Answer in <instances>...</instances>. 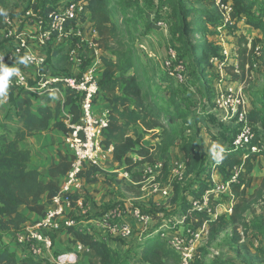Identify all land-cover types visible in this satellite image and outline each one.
<instances>
[{"label":"trees","instance_id":"1","mask_svg":"<svg viewBox=\"0 0 264 264\" xmlns=\"http://www.w3.org/2000/svg\"><path fill=\"white\" fill-rule=\"evenodd\" d=\"M49 1H42L43 11H39L41 14L48 15L55 11ZM66 1L84 6L88 16H84L83 20L91 22L95 27L98 34L95 43L103 52L101 94L110 104L109 124L103 133L105 137L102 141L103 150L113 148V162L125 168L132 177L133 186L137 185L141 189L143 184L141 177L145 174L134 170L139 166H154L159 163H162L164 169L163 162L171 164L170 149L176 146L177 139L181 137L187 141L183 146L187 159L185 175L199 177L205 173L206 181L197 180L196 183L194 180L191 181V185L196 184L197 188L191 186L189 192H185L188 194L185 200L181 196L183 201L179 205V215L196 229L204 224H207L208 231L220 226L239 225L243 213L250 208L259 192L264 190L263 180L257 191L251 194L248 192L254 182L255 163L264 156L262 133L257 134L255 131V126L261 127L264 131V80L262 88L254 94L252 108L248 109L245 116V120L251 124L255 132L251 145L257 146L258 152L249 149L239 150L232 144L221 145L224 148L221 154L223 159L219 164L212 160V166L207 169L204 140L198 136L200 135L198 126L201 124L205 128L206 120L202 115L196 113L193 116L192 112L185 110L182 107L183 101L176 100L170 95L164 96V92L161 94L163 98L160 99L151 91L150 85L154 80L148 77L147 69L139 58L135 40L129 34L131 27L139 25L140 18L146 19L149 30L162 29L159 14L162 11L168 12L172 17V26L176 41L180 44L182 58L190 61L195 69L192 78L203 81L207 96L205 106H209L213 104L214 99L209 90L210 85L205 83L213 78L210 76L214 67L212 60L218 58V50L208 43H196V36L202 32L205 25L218 27L225 17L228 23L233 24L246 19L251 28L264 34V0H229V11L225 14L222 13L217 0H199L198 5L191 8L187 7L185 0H144L145 6L138 15L132 14L133 10L125 5L127 2H133L132 8H136L139 6L136 0ZM250 15L252 16L249 17ZM262 42H264L262 38L258 37L251 42L245 36L240 37L237 65L226 66V70L233 74L235 80H243L247 73L251 74L254 69L253 56L259 50L260 44V51L264 53ZM52 55H60L64 60L69 58L68 54H64L60 49L54 51ZM12 93L9 100L16 106L23 128L13 130L0 120V264H50L47 260H36L26 253L18 260L5 239H9L13 233L20 232L27 223V218L20 213V208L26 207L43 217L46 206L42 204L43 197L47 195L49 203L59 192L56 183H44L40 173L30 168L32 155L29 151L20 149L19 143L39 132L58 129L67 134L69 129L65 122L59 119L58 112L54 113L50 108H38L37 113H34L27 92L18 97H14ZM66 105L70 107L72 114L71 123H76L81 113L80 98L74 92L68 91ZM237 128L239 133V126ZM194 129L195 134L186 139L184 133ZM157 130H160L161 134L157 133ZM150 132L154 133V140L159 141L145 145L144 138ZM160 160L163 162H158ZM70 166V162L67 165L60 163L52 167L50 173L52 176L67 175ZM235 170L238 171L237 182L230 184V197L223 194L218 200L215 199L214 183L208 184V181H211L213 174L218 171L223 183L227 182ZM100 171L99 166H88L81 177L92 183L95 181L93 175ZM133 186L130 187L134 188ZM130 187L128 189H131ZM207 193L210 196L211 212H196L192 201H202ZM179 194L180 188H175L170 205L177 204ZM229 201L233 203L231 214L215 217L217 207ZM162 233L150 232L148 234L150 237H145L136 246L134 254L138 260L127 255L122 257L121 251L108 246L103 239H97L88 231L68 229L72 242L80 243L90 251L92 255L90 264H134V260L139 261L136 264H180V253L172 247L170 238H161ZM215 264L223 262L217 261Z\"/></svg>","mask_w":264,"mask_h":264},{"label":"rangeland","instance_id":"2","mask_svg":"<svg viewBox=\"0 0 264 264\" xmlns=\"http://www.w3.org/2000/svg\"><path fill=\"white\" fill-rule=\"evenodd\" d=\"M42 1L34 0L30 2L19 0V2L26 4L28 10L35 8L40 12L43 11ZM198 1L185 0L188 8L197 6ZM217 1L220 3L222 13H228L229 0ZM136 2L139 4L136 8H132L133 2L125 4L133 10L132 14L134 15H138L142 7L145 6L144 0H136ZM49 3L57 10L64 7L67 1L50 0ZM258 5L260 7L261 3ZM159 17L162 29L156 31L149 30L146 19L140 18L138 19L139 25L130 28L129 36L135 40L139 58L147 69L148 77L154 80L150 85L151 91L160 99L163 98L161 94L164 92V96L170 95L176 100L183 101L182 107L185 110L192 112L193 116L196 113L202 115L206 120L207 124L205 128L201 124L198 126L200 131V135L198 136L204 140L208 169L213 164H211L213 159L210 154L212 145H222L224 143L230 145L234 142V137L238 135L237 126L240 123L233 116V113L239 115L242 108H252L255 98L254 94L262 88L264 80V53L260 51L261 44L258 46L259 50L257 53L253 56L254 69L251 74L247 73L243 80H235L232 76L233 74H230L226 70V66L236 65L237 50L241 36H245L250 42L257 37L262 38L264 41V34L251 28L246 19L233 24V22L228 23L225 17L218 27H211L210 25L202 27V32L196 36L195 42L211 44L218 50L217 62L213 63L214 67L210 72V76L213 78L208 80V83H205V85H210L211 89L209 90L214 102L209 106H205L207 99L206 89L203 87V81L192 78L195 69L192 67L190 61H185L182 58L179 49L180 44L176 41V34L172 26V17L166 11H162ZM85 24L86 22L83 23V25ZM71 48L72 46L67 50ZM88 49V47H85L83 51ZM224 51H226V56L223 54ZM78 52L82 55L80 50ZM10 53L11 51L8 52V54ZM64 71L69 73L68 70ZM228 95H232L234 100L236 97L240 98V95H242L245 98V103L242 106L236 105L234 108L232 106H227L225 109L217 107L216 101ZM259 128L262 134H264L263 129ZM195 131L196 129L187 131L184 133V136L188 139L189 136L195 134ZM255 131L257 134H260L258 129H255ZM160 132V130H157V133ZM153 136L154 133L152 132L147 134L144 138V144L151 145L159 141L154 140ZM262 139L264 141V138ZM186 143L187 141L181 137L177 139L176 146L170 149L172 155L171 164H166L162 160L158 161L163 162L164 169L162 168L161 173L153 178H144L142 176L143 184L141 189L137 185L133 186L131 183H125L124 180H114L113 178L109 180L106 178V182H116L118 186L117 192L122 199L120 203H126L125 201L129 200L131 204L130 208H139L150 215V223L147 226L142 224L145 227L142 228L144 232L160 228L161 233L166 232L165 237H161L162 239L181 237L186 242H190L193 239L196 227L191 223L187 224L184 218L179 215V205L181 201L186 199L188 194L185 192H189L191 186H193L192 188H197L196 184L191 185V181L194 180V183H196L197 180L206 181V178L205 173L199 177H187L185 175L187 159L183 146ZM261 144L263 146L262 153L264 154V143L262 142ZM105 166L111 167L112 165L107 163ZM142 169L143 167L139 166L134 171L142 172ZM256 169V180L253 186L255 191L261 187L260 183L262 184L264 180V159L262 157L259 159V163H256ZM213 176L217 180H220V173L218 171ZM120 183H122V186H119ZM212 183V179L208 181V184ZM128 187L131 189H128ZM175 188H180V194L177 204L170 205ZM164 190H167V195H164ZM120 203H117L114 207ZM111 208L113 209V207ZM106 212L104 211L103 214ZM116 239H120L119 241L126 245H133L137 242L133 234L127 239L118 237ZM10 247L11 249H18L28 254L25 247L21 245H17L16 247L15 244H11ZM127 253L122 252V257L127 255L131 258H136L134 249ZM217 261H222L223 264H264V190L259 192V195L252 201L250 208L243 213V219L239 225L220 226L212 230L209 229L207 234L195 245L193 264H215ZM133 263L136 264V261H133Z\"/></svg>","mask_w":264,"mask_h":264},{"label":"built area","instance_id":"3","mask_svg":"<svg viewBox=\"0 0 264 264\" xmlns=\"http://www.w3.org/2000/svg\"><path fill=\"white\" fill-rule=\"evenodd\" d=\"M33 2L34 0H27ZM229 11V7L227 8ZM30 18L36 20V24L40 28L39 37L35 38L31 34H19L17 36L18 44L8 54L7 51L0 45V61L5 66L14 67L10 65V60L13 63H19L21 57L26 58L27 63L36 69L37 83L42 95H50L61 91H72L80 98V118L76 123H67L69 129L65 134V145L68 148L70 155V170L65 177L63 186L52 200L45 206V214L36 222H33L18 233H13L7 243L21 245L25 250L36 260H41L44 253L53 248V236L60 231L62 226L59 218L64 215L66 207L73 204V196L77 194L83 187L82 173L88 166H100L102 161L106 158V152H112L113 148L103 150L102 141L105 138L103 133L107 130L109 119L108 116H96L94 112V105L98 97L101 95V77L100 70L96 65L90 62L83 70L82 74L78 76L70 75L68 73H57L51 69L50 63L46 53L27 52L26 48L32 40H38L39 48H43L50 44L55 36L65 39L71 44L72 48L65 51L72 61H77L80 64L84 62L80 53L85 47H97L95 40L97 33L91 29L89 21H84L83 17L88 16L85 12L84 6L74 2H67L64 7L55 10L48 15H43L39 11L32 8L28 13ZM86 22L85 25L83 23ZM5 24L8 28V35L12 32L10 28L13 27V20L11 17L5 18ZM87 24L89 27H87ZM226 56V51L223 52ZM217 62V58L212 60V63ZM237 65V63H236ZM18 74L10 77L9 89L16 90H31L30 78L19 67ZM242 95L240 98H234L232 95L221 97L216 101L217 107L225 109L227 106L241 105L244 102ZM248 109L245 107L240 110V114L233 113L239 124V133L235 137L232 146L239 150H252L258 152L257 146H252L251 143L255 137V132L251 124L245 120ZM151 167V166H150ZM159 168L162 171V164L152 166ZM152 169L148 173L152 174ZM129 176V173H126ZM238 171L235 170L230 180L220 184L213 185V192L215 199H219L230 191V184L237 182ZM167 195V191H163ZM210 196L207 193L202 201H192L193 208L196 212H204L209 210ZM219 205L216 209L215 217L222 214H231L232 208L224 211L225 207ZM233 207V206H232ZM131 216L141 222L143 225L150 223V215L139 208H131ZM117 213L114 210H109L104 216L99 226L103 230H109L115 233L118 238L127 239L133 234V228L129 222L122 221L113 223V219ZM74 222H69L67 229L75 228ZM208 226L204 224L201 228L196 229L193 234V239L186 242L181 237L170 238L172 247L180 253V264H193L195 257V245L207 234ZM166 232L162 233L165 237ZM79 246H83L79 243ZM27 254V253H26ZM78 254L76 252H64L56 257L54 264H77Z\"/></svg>","mask_w":264,"mask_h":264},{"label":"crops","instance_id":"4","mask_svg":"<svg viewBox=\"0 0 264 264\" xmlns=\"http://www.w3.org/2000/svg\"><path fill=\"white\" fill-rule=\"evenodd\" d=\"M30 10L31 9L28 10L24 2H19V0H0V45L5 51L10 52L16 47L18 44L17 36L19 34H31L34 35L35 38L39 37L40 28L36 24V20L30 18L28 15ZM34 10L36 9L34 8ZM6 17H11L13 20V27L10 28L12 33L10 35L7 34L8 28L4 21ZM90 26L92 30L96 31L93 24H90ZM87 27H89L88 24ZM97 35H95L96 39ZM38 43V40H32L26 48V51L34 53L43 51L46 53L53 71L64 73V70H68L69 73H65L78 76L82 74L86 66L92 62L100 70V77L102 79L104 66L101 57L103 52L98 47L83 51L82 55L80 54V56L83 57L84 62L80 64L79 62L72 61L69 58L66 60H64V58L61 59L62 57L60 55H52L54 51L59 49L65 54L64 51H67V49L71 46L68 44V41L66 42L63 38L55 36L50 44H48V46H44L43 48H39ZM10 65L14 67L19 66L28 75V77L31 79V90H16L8 88L7 100L0 103V120L2 122L8 124V126L13 130L23 128L22 119L18 110L16 106L9 100V95L12 93V91L14 97H18L20 95L23 96L24 92H27L28 97L31 100V108L33 109L34 113H37L38 108H50L54 113L58 112L59 119L64 121L65 124L71 122L72 114L70 113V107L66 105L67 91L64 90L50 95H42L37 83L38 80L35 68L29 65L13 62ZM109 111L110 104L105 99V96L101 94L95 102L94 112L96 116H109ZM255 127L258 129L259 133H262L259 126ZM262 138H264V134H262ZM262 142L264 143L263 140ZM64 143L65 133L58 129L36 133L35 135H32L19 143L20 149L29 151L32 155L33 160L30 164V168L40 173V178L44 183L47 184L54 182L58 185L59 189L63 186L66 175L52 176L50 169L52 167L58 166L60 163H65L67 165V163L70 162L71 158L69 151ZM222 145L227 146L225 143ZM262 159H264V156H262ZM107 163L111 164L112 166L104 167V165ZM256 163H259V160H257ZM150 166L151 165L142 166V172L145 174L144 177L153 178L154 176H157L161 173V169ZM99 167L101 171L95 173L92 177L95 180L94 182H88L83 178L84 180L82 190H80L75 195V201L73 204L69 207H66L64 215L59 218L62 228L53 236V248L49 251H46L41 260H47L50 264H54L56 257L59 254L64 252H76L78 254L77 264H90V259L92 257L90 251L87 248H81L79 243L72 242L67 229L69 222H74L76 225L75 228L94 234L97 239H103L108 246L123 253H127L135 249L136 246L140 244L145 239V237L148 236V234H150V232H154L155 234L161 231L160 228H158L156 230L154 229V231L150 230L148 232H144L142 230L144 227L142 223L134 219L130 214V201L124 200L126 203H120L122 199L117 192L118 186L116 182H106V178L109 180L113 178L114 180H124L125 183H131V185H134L132 177L130 175H126L128 172H126L123 167H120L119 164L113 162L112 152H106V158ZM149 169H152V174L148 173ZM256 170L257 169L255 167L254 182L256 180ZM219 179L220 180H217L214 176H212V181L214 184L223 183L221 175ZM119 186H122V183H120ZM253 186L248 191L250 194L255 191ZM224 195L225 197H230L231 193L228 191ZM117 203L120 204L114 207ZM42 204H47V195L43 197ZM222 206L225 207L224 211H227L232 208L233 203L232 201H229ZM111 207H113V209ZM109 210H114L117 213L115 218L112 220L113 223L126 221L131 224L133 228V236L137 240L136 243L133 245L121 243L119 241L120 239H116L117 236L115 233H112L109 230H103L99 226L101 220H103L104 216H106ZM104 211L107 212L103 214ZM20 213L27 218L26 225L31 224L41 218L39 214L31 212L26 207L20 208ZM148 237H150V235ZM5 241L8 242L9 239H5ZM13 251L16 253L18 260H20V258L25 254L18 249H13ZM136 258L138 259V257ZM134 261H136V263L139 262L137 260Z\"/></svg>","mask_w":264,"mask_h":264},{"label":"clouds","instance_id":"5","mask_svg":"<svg viewBox=\"0 0 264 264\" xmlns=\"http://www.w3.org/2000/svg\"><path fill=\"white\" fill-rule=\"evenodd\" d=\"M21 64H26L27 60L24 57H21L18 61ZM18 74V69L15 67H8L5 66L2 61H0V103L7 100L8 96V86H9V80L10 77L13 75ZM224 152V148L219 144H213L210 149V154L212 156V159L219 164L221 160L223 159V156L221 155Z\"/></svg>","mask_w":264,"mask_h":264}]
</instances>
